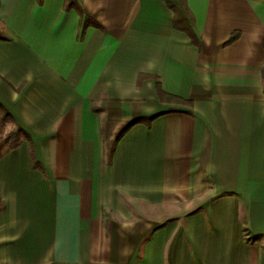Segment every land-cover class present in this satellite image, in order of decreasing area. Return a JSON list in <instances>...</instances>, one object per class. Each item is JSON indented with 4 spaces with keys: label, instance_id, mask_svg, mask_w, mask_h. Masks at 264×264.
<instances>
[{
    "label": "crops",
    "instance_id": "0c3cea01",
    "mask_svg": "<svg viewBox=\"0 0 264 264\" xmlns=\"http://www.w3.org/2000/svg\"><path fill=\"white\" fill-rule=\"evenodd\" d=\"M74 2L0 0V264H264V0Z\"/></svg>",
    "mask_w": 264,
    "mask_h": 264
},
{
    "label": "trees",
    "instance_id": "16d2710c",
    "mask_svg": "<svg viewBox=\"0 0 264 264\" xmlns=\"http://www.w3.org/2000/svg\"><path fill=\"white\" fill-rule=\"evenodd\" d=\"M68 2H69V4L71 5V4H74L75 2H74V0H68ZM237 36H238V33L237 32H232L231 33V35H230V37L228 38V40L225 42V44H229V43H231L232 41H234L236 38H237ZM262 46H263V48H264V39H263V42H262ZM261 74H262V78H263V80H264V67L262 68V71H261ZM157 94H158V96H159V99L161 100V101H166V98L167 97H165V95L163 94V92L160 90V88H159V86H157ZM171 98V97H170ZM171 99H174V101H176V102H182V103H184V101H181V100H179V99H176V98H171ZM169 99L167 98V101H168ZM154 117H156V116H150V117H148V118H146V117H141V118H135V119H133V120H131V121H129V122H127V123H124V124H122L121 126H120V128H119V130H118V135H117V137H115L114 138V140H113V142H112V146H113V143H115L116 142V140H117V138L120 136V134H122L126 129H128L131 125H133V124H135V123H138V122H145V123H148L149 121H151ZM13 138V135L11 136V134H9V135H7L6 136V138H5V140H7V141H9L10 139H12ZM15 144H16V142H15ZM15 144H13V146L15 145ZM112 150V149H111Z\"/></svg>",
    "mask_w": 264,
    "mask_h": 264
}]
</instances>
